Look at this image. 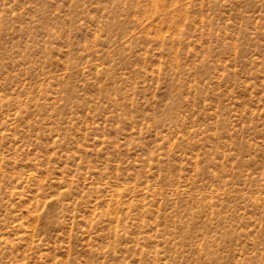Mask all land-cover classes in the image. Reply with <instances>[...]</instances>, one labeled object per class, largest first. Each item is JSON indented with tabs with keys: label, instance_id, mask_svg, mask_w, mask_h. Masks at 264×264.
I'll return each mask as SVG.
<instances>
[{
	"label": "rangeland",
	"instance_id": "rangeland-1",
	"mask_svg": "<svg viewBox=\"0 0 264 264\" xmlns=\"http://www.w3.org/2000/svg\"><path fill=\"white\" fill-rule=\"evenodd\" d=\"M0 264H264V0H0Z\"/></svg>",
	"mask_w": 264,
	"mask_h": 264
}]
</instances>
